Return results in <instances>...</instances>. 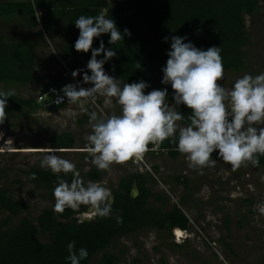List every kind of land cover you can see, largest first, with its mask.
Wrapping results in <instances>:
<instances>
[{
  "label": "trees",
  "instance_id": "trees-1",
  "mask_svg": "<svg viewBox=\"0 0 264 264\" xmlns=\"http://www.w3.org/2000/svg\"><path fill=\"white\" fill-rule=\"evenodd\" d=\"M261 5H264V0H113V5L109 0H0V21L20 19L28 30L41 27L37 34H48L52 39L58 29L64 30L66 40L61 60L75 71L81 70L85 60L91 58V51L83 53L75 50L79 29L74 22L81 15L95 17L104 9L108 14L106 17L115 20L122 34L124 29L131 32L130 36L125 35L123 40L114 44L109 43L110 34L94 38L93 49L99 48L102 40L105 49L111 48L117 53L116 57L105 62L106 73L125 83L147 82L146 94L153 89L167 88L171 105L174 102L173 90L170 84L161 83L162 68L166 66L167 53L171 50V37H186V43L191 42L202 50L219 46L225 71L243 72L247 65L244 49L250 43L245 17L257 13ZM164 37L169 38L167 42ZM40 46L39 40L29 35L18 40L8 39L0 29V84L4 85L5 92L37 84L44 79L49 82L41 84V92L69 84L47 75L36 78L38 62L35 53ZM103 58V53L97 57ZM56 63L61 66L59 60ZM79 82L87 85L83 83V78ZM67 103L68 100L52 109H63ZM175 108L185 117L180 123H189L187 117L190 110L184 105H175ZM43 109L37 98H23L15 93L8 98V117L4 123L15 117L28 118ZM52 143L62 150H71L75 138L64 133L54 137ZM160 149L173 160L182 156L171 141H165ZM85 156L91 159L89 155ZM258 158V167L248 166L263 168L264 156ZM152 171L158 172V168L153 167ZM6 173L7 169L0 167V181L5 179ZM24 173L37 190L44 192L43 197L52 203V207L42 210L35 220L25 217L12 227L14 218L23 213L29 214L30 205L13 199L6 189L0 190V212L8 213V217L0 221V264H70L67 246L72 241H75L77 251L80 248L88 251V257L80 264H92L99 255L102 256L96 264H118L120 256L109 249L121 237L134 236L143 230L172 234L173 229L182 232L191 229L190 219L179 204L169 207L168 194L152 191L155 179L149 172L132 171L121 177L112 190L111 215L107 218L95 217L91 221L78 218L86 212L84 206L79 211L67 209L63 215L53 211L54 187L59 179L70 182L71 174L57 175L50 169L37 167ZM103 177L104 172L97 168L88 173V180L94 182L102 181ZM172 179L177 185L184 186L187 197L189 193L190 196L195 193L191 179L184 176ZM133 190L138 191L136 198L131 197ZM246 204L251 207L252 200H247ZM119 218H122V223L117 222ZM229 220V217L225 218L227 226ZM41 236L46 237V243L40 240ZM225 246L231 250L230 245Z\"/></svg>",
  "mask_w": 264,
  "mask_h": 264
},
{
  "label": "clouds",
  "instance_id": "clouds-1",
  "mask_svg": "<svg viewBox=\"0 0 264 264\" xmlns=\"http://www.w3.org/2000/svg\"><path fill=\"white\" fill-rule=\"evenodd\" d=\"M107 15L101 9L95 17L81 15L74 22L79 29L75 50L91 51L87 63L91 75L85 72L83 83L93 86L84 88L69 83L61 89L71 104L83 105L100 96L105 98L106 105H112L115 100L119 106V114L115 111L107 116L89 114L92 129L83 150L92 158L91 163L98 170L108 172L113 165L143 160L147 153L158 151L165 141H171L186 158L189 168L200 174L204 168L215 167L214 153L233 171L248 165L258 167V157L264 156V72L255 76L243 74L230 89L225 88L220 83L225 78V69L219 46L202 50L191 42L186 43V37L174 35L161 80L173 90L174 102L170 106L167 88L153 89L146 94L147 82L125 83L106 73L105 62L117 53L111 48L105 49L102 40L100 47L93 49L94 38L110 34L109 43L114 44L131 35L128 29L122 34L115 20L106 18ZM168 39L164 37L165 42ZM101 53L104 58L97 59ZM80 71H73L72 76L76 77ZM13 95L12 90H0V124L8 117V98ZM175 105H184L190 110L186 125L179 123L185 117ZM60 151L58 147L46 148L40 163L41 168L50 169L53 174L72 175L70 182L59 179L55 185L53 211L63 215L67 209L79 211L84 206L89 218L109 217L114 200L111 189L99 181L85 183L76 165L57 155ZM257 207L264 215V203ZM117 222L122 223V218ZM173 233L177 237L187 236L180 229H173ZM67 247L70 264H80L88 257L87 249L76 250L75 241Z\"/></svg>",
  "mask_w": 264,
  "mask_h": 264
},
{
  "label": "rangeland",
  "instance_id": "rangeland-1",
  "mask_svg": "<svg viewBox=\"0 0 264 264\" xmlns=\"http://www.w3.org/2000/svg\"><path fill=\"white\" fill-rule=\"evenodd\" d=\"M245 19L250 38L249 45L244 49L246 69L243 72L225 71V78L220 81L225 88L230 89L243 74L255 76L264 72V5L260 6L257 13ZM22 23L20 19L0 21V29L11 40L26 35L39 40L41 46L35 53L38 62L36 78L47 75L64 83H76L85 72L91 75L87 69L90 59L85 60L76 77L72 76L73 71L66 63H61V66L56 63V60H61V50L66 40L64 30L58 29L52 39L48 34H37L41 27L28 30ZM48 82L44 79L37 84L9 90L23 98L34 99L42 90L41 84ZM92 86L87 84L83 87ZM4 89V85L0 84V90ZM104 100V97L97 96L95 101L88 100L83 105L68 102V108L64 110L43 109L28 118L15 117L0 125V167L7 169L5 179L0 181V190L6 189L16 201L30 205L29 214L23 213L14 218L12 227L17 226L25 217L35 220L42 210L52 207V203L43 197L44 192L37 190L24 172L32 167L41 168L45 149L54 147V137L69 133L75 138L77 148L69 152L60 151L57 155L74 163L85 183L89 181L88 173L96 167L91 163L92 158L88 160L87 156L78 155V152L86 153L83 150L87 144L86 136L92 129L89 114L96 112L98 116H107L113 111L116 114L120 112L115 100L112 105H106ZM146 159L149 169L141 172H149L154 177L152 191L168 194L169 207L179 204L190 219L191 229L186 232V237L156 230H143L134 236L121 237L109 249L111 253L120 256L118 264H264V215L259 213L257 207L264 203V167L247 166L233 171L230 165L218 159V153H214L215 167L204 168L203 174H200V171L189 168L183 155L173 160L167 152H163L156 157L149 154ZM131 162L113 165L110 171H103L104 177L100 182L112 191L121 177L136 171ZM153 167H157L158 172L152 171ZM178 176L194 181L195 193L191 196L189 193L187 197L184 186L177 185L172 179ZM249 199L252 200L251 207L246 204ZM89 215L86 208L85 214L78 218L82 221L94 219L89 218ZM7 217L8 213L0 212V221ZM226 217L230 219L228 226L225 223ZM40 240L47 242L45 236H41ZM175 244L182 247L178 248ZM225 244L230 245L231 250ZM101 256H97L92 264H96Z\"/></svg>",
  "mask_w": 264,
  "mask_h": 264
},
{
  "label": "built area",
  "instance_id": "built-area-1",
  "mask_svg": "<svg viewBox=\"0 0 264 264\" xmlns=\"http://www.w3.org/2000/svg\"><path fill=\"white\" fill-rule=\"evenodd\" d=\"M60 62L64 64L62 60H60ZM73 84L82 86L80 82H76V83L73 82ZM61 89L62 87H51L47 91H43L39 93L37 97V101L43 106L44 110L52 109L54 107H59L61 105H64L67 102V98L64 97V93L61 91ZM150 152L158 156L164 151L159 149L158 151H150ZM133 162H134V165H137L141 168L144 167L145 169H149L144 159L140 161H133Z\"/></svg>",
  "mask_w": 264,
  "mask_h": 264
},
{
  "label": "crops",
  "instance_id": "crops-1",
  "mask_svg": "<svg viewBox=\"0 0 264 264\" xmlns=\"http://www.w3.org/2000/svg\"><path fill=\"white\" fill-rule=\"evenodd\" d=\"M36 39V38H35ZM39 49V48H38ZM37 49V50H38ZM37 52V51H36ZM70 82H72V81H69V82H67V83H70ZM68 104V103H67ZM78 104V103H77ZM74 107V106H73ZM65 108H68L67 107V105L63 108V109H59V110H64ZM53 111H57V109L56 110H54V109H52ZM75 148H77V146L76 145H74V147H73V149H71V150H74ZM63 151V150H62ZM64 151H70V150H64ZM150 155H152V156H154V157H156L154 154H152V153H149ZM148 153L146 154V156H145V159L147 158V156L149 155ZM78 155H82L83 157H85V155H88L87 153H85V154H82V153H79L78 152ZM90 157V156H89ZM91 158V157H90ZM88 160H90V159H88ZM147 160V159H146ZM131 165V164H130ZM134 168H136V171L135 172H138V173H143V172H141L142 170H144L145 168L144 167H139V166H137V165H134Z\"/></svg>",
  "mask_w": 264,
  "mask_h": 264
},
{
  "label": "water",
  "instance_id": "water-1",
  "mask_svg": "<svg viewBox=\"0 0 264 264\" xmlns=\"http://www.w3.org/2000/svg\"><path fill=\"white\" fill-rule=\"evenodd\" d=\"M110 4L113 5V0H109ZM107 18V17H106ZM138 196V191L137 190H133L131 193V197L132 198H136ZM92 219H86V221H91Z\"/></svg>",
  "mask_w": 264,
  "mask_h": 264
},
{
  "label": "flooded vegetation",
  "instance_id": "flooded-vegetation-1",
  "mask_svg": "<svg viewBox=\"0 0 264 264\" xmlns=\"http://www.w3.org/2000/svg\"><path fill=\"white\" fill-rule=\"evenodd\" d=\"M85 214V213H84Z\"/></svg>",
  "mask_w": 264,
  "mask_h": 264
}]
</instances>
